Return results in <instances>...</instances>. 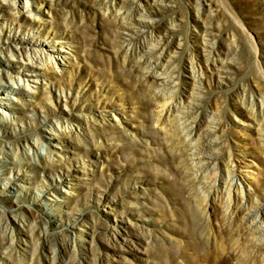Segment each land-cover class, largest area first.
<instances>
[{"label": "rangeland", "instance_id": "374dc122", "mask_svg": "<svg viewBox=\"0 0 264 264\" xmlns=\"http://www.w3.org/2000/svg\"><path fill=\"white\" fill-rule=\"evenodd\" d=\"M29 4L44 19L24 10L0 24V67L44 72L39 81L13 68L12 79L0 77V264H264V238L246 233L245 203L224 192L206 200L212 175L180 152L182 124L195 113L158 121L160 92L146 83L158 68L143 52L171 55L164 73L180 89H165L169 99L186 89L191 62L226 60L206 70L198 117L220 126L216 159L251 172L262 196L264 0ZM38 26L71 37L66 70L10 55L31 54L24 41ZM58 119L74 129L54 134Z\"/></svg>", "mask_w": 264, "mask_h": 264}, {"label": "bare ground", "instance_id": "6f19581e", "mask_svg": "<svg viewBox=\"0 0 264 264\" xmlns=\"http://www.w3.org/2000/svg\"><path fill=\"white\" fill-rule=\"evenodd\" d=\"M39 5L40 2L35 4V6ZM24 10L32 16L31 19H33V17L37 18L38 22H40L39 19H44V17H39L34 14L33 10L30 8L29 0H1L0 24H5L8 15L22 13ZM150 15L151 14L146 15L144 12L141 14V16H147L149 19ZM146 22L145 20L139 19L137 24L141 25ZM127 27L126 29L132 28V26ZM24 42H27L29 45L28 47H30L29 50H31V54L28 50L26 54L24 47H21L22 50L20 48L10 49V55L19 57V60L22 61L23 59H29L30 61L44 66V69L51 66L54 69L62 68L63 71L66 70L64 61V59L67 58L65 47L72 43L71 37H69L68 34L55 35L38 26L34 34ZM155 51V47L143 48L144 55L151 54L152 56V58H147L146 60L149 62L153 60L155 63L152 65L153 68L162 70L161 72H159L158 69L154 70L146 82L150 89L160 92V97L156 95L154 103L156 108L159 109L158 121H161V119L164 121L170 120V117L176 119L178 113H195V115L191 117L188 115L189 118L182 124L186 137V145L180 152L185 156L187 155V159L188 157L191 159L194 168L207 169V173L212 175L213 189L207 194L206 200L213 195L217 196L220 192H224L228 195L230 202L245 203L244 207L248 210L250 217L248 221L249 224L246 225V233L253 236L255 240H261V238H264V195L261 196L252 188L251 172H237L240 166L233 160L231 162L227 161L226 163L222 162V164L216 159V153L211 152V149L219 144L218 132L220 126L216 121L212 120L210 115L205 116L203 119L198 117V109L201 105L200 98L202 97V89L204 87V75L207 74L206 70H222L227 67L228 63L220 56L214 58L211 66L208 64L205 68L191 62L187 67V78L180 79V81H184L186 89L182 91L177 99H169L170 95L168 97L166 94H163L165 89H180L179 86H176L178 82H175L174 78L164 73L172 57L169 54L166 56L161 54L158 55ZM23 66V64H17L15 67H0V77H5L9 80L12 79L13 76L11 75V71H9L10 68H13V71H18L20 75L24 74L25 76H29V78H26L27 81L30 79L39 81V77L44 74L42 70L36 68L29 69V72L26 73ZM44 79H47L46 76H44ZM193 87L197 89V95L191 94L190 90L193 89ZM5 91V89H2L4 95H6ZM29 96L32 95L29 94ZM191 97L192 101L189 100ZM7 98L12 100L11 97ZM110 110L111 108H109L108 111ZM250 125L248 126L250 127ZM73 129L74 126L72 124H64L59 119L55 124L53 122V125L50 126L51 132H54L56 135H62ZM159 129L164 130V127L161 126ZM259 130H263V127L259 126ZM127 135L132 137L131 134ZM35 145L39 146L37 141ZM40 152L47 160L54 162V156L49 153L48 149L42 147ZM65 159V157L58 158V161H63ZM4 179V176L0 177V180L3 181ZM206 205L208 206L209 204L207 203Z\"/></svg>", "mask_w": 264, "mask_h": 264}]
</instances>
